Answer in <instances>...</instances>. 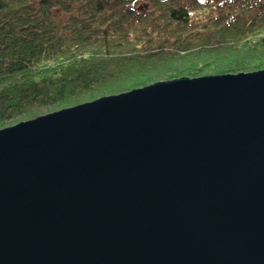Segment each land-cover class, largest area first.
<instances>
[{
    "label": "water",
    "instance_id": "water-1",
    "mask_svg": "<svg viewBox=\"0 0 264 264\" xmlns=\"http://www.w3.org/2000/svg\"><path fill=\"white\" fill-rule=\"evenodd\" d=\"M0 264H264V69L0 128Z\"/></svg>",
    "mask_w": 264,
    "mask_h": 264
},
{
    "label": "trees",
    "instance_id": "trees-1",
    "mask_svg": "<svg viewBox=\"0 0 264 264\" xmlns=\"http://www.w3.org/2000/svg\"><path fill=\"white\" fill-rule=\"evenodd\" d=\"M261 69L264 0H0V128L160 79Z\"/></svg>",
    "mask_w": 264,
    "mask_h": 264
},
{
    "label": "rangeland",
    "instance_id": "rangeland-1",
    "mask_svg": "<svg viewBox=\"0 0 264 264\" xmlns=\"http://www.w3.org/2000/svg\"><path fill=\"white\" fill-rule=\"evenodd\" d=\"M210 75V74H209ZM160 80H163V79H160ZM77 105V104H76ZM74 106V105H73ZM68 107H70V106H68ZM63 108H67V107H61V108H56V109H54V108H44V109H42L41 110V112L39 113V114H37L36 116H38V115H43V114H45V113H49V112H53V111H57V110H60V109H63ZM36 116H32V117H30V118H28V119H32V118H34V117H36ZM28 119H21V118H19L18 120H16L15 121V123H12L11 125H13V124H16V123H18V122H20V121H23V120H28ZM9 120H11V119H9ZM7 126H9V125H7ZM6 127V126H5ZM1 128H3V127H1Z\"/></svg>",
    "mask_w": 264,
    "mask_h": 264
}]
</instances>
